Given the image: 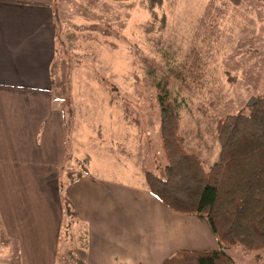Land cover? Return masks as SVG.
<instances>
[{"label": "rangeland", "instance_id": "rangeland-1", "mask_svg": "<svg viewBox=\"0 0 264 264\" xmlns=\"http://www.w3.org/2000/svg\"><path fill=\"white\" fill-rule=\"evenodd\" d=\"M208 2L164 0L156 9L159 17L167 16L161 30L148 0H57L56 107L73 113L66 144L70 161L89 158L91 167L105 168L103 176H133L136 184L143 175L137 165L164 177L169 161L159 101L163 87L179 107L188 149L206 167L219 159L220 119L247 112L252 99L264 97V0L233 5L237 12L220 26V42L210 36L209 24L200 25ZM192 49L205 66L200 90L188 89L170 72ZM67 221L57 264H84V228L68 233ZM6 231L0 220L1 239ZM229 253L236 264H264V249L238 245ZM25 263L22 243L0 241V264Z\"/></svg>", "mask_w": 264, "mask_h": 264}, {"label": "crops", "instance_id": "crops-1", "mask_svg": "<svg viewBox=\"0 0 264 264\" xmlns=\"http://www.w3.org/2000/svg\"><path fill=\"white\" fill-rule=\"evenodd\" d=\"M57 8V0H0V220L8 238L0 241L22 243L25 264H57L64 185L78 216L73 228H84V264H163L180 249L219 248L206 218L150 192L142 166L136 184L103 176L88 158L68 160L56 107Z\"/></svg>", "mask_w": 264, "mask_h": 264}, {"label": "trees", "instance_id": "trees-1", "mask_svg": "<svg viewBox=\"0 0 264 264\" xmlns=\"http://www.w3.org/2000/svg\"><path fill=\"white\" fill-rule=\"evenodd\" d=\"M163 3L164 0H148L147 6L154 20L161 22V30L167 26V16L159 17L156 9ZM235 8L228 0H209L200 25L209 24L210 36L216 42L222 38L220 26L231 12H237ZM154 25L148 31L153 32ZM204 67L201 53L192 49L182 65L170 72L188 89L200 90L204 87ZM162 89V133L169 163L164 177L146 173L150 192L175 211L206 218L219 242L217 249H180L163 264H236L229 249L241 245L251 252L263 250L264 97L257 98L247 112L220 119L221 155L206 167L202 157L188 149L181 132L179 107L167 87ZM64 115L69 130L73 113L64 111ZM62 199L69 233L78 216L63 190Z\"/></svg>", "mask_w": 264, "mask_h": 264}, {"label": "water", "instance_id": "water-1", "mask_svg": "<svg viewBox=\"0 0 264 264\" xmlns=\"http://www.w3.org/2000/svg\"><path fill=\"white\" fill-rule=\"evenodd\" d=\"M255 104V99H252V101L250 102V105Z\"/></svg>", "mask_w": 264, "mask_h": 264}]
</instances>
